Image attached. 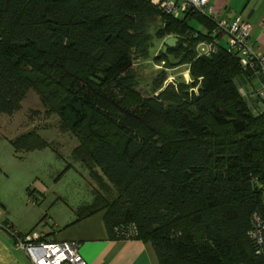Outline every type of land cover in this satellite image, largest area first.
Segmentation results:
<instances>
[{
	"label": "trees",
	"instance_id": "obj_1",
	"mask_svg": "<svg viewBox=\"0 0 264 264\" xmlns=\"http://www.w3.org/2000/svg\"><path fill=\"white\" fill-rule=\"evenodd\" d=\"M158 17L154 37L173 33L178 47L154 61L187 65L190 82L165 85L161 72L144 98L133 54L147 56ZM214 27L148 0H0V114L35 91L98 188L76 221L103 213L109 239L150 243L159 264H264L248 237L253 216L264 220V114L236 87L250 75L239 54L219 44L197 56ZM10 143L16 155L47 146L34 131Z\"/></svg>",
	"mask_w": 264,
	"mask_h": 264
},
{
	"label": "rangeland",
	"instance_id": "obj_2",
	"mask_svg": "<svg viewBox=\"0 0 264 264\" xmlns=\"http://www.w3.org/2000/svg\"><path fill=\"white\" fill-rule=\"evenodd\" d=\"M188 23L196 28L199 22L191 19ZM162 28L163 22L158 17L149 26L148 32L153 38L147 56L133 54L134 90L144 98L153 95L152 84L161 72L168 77L165 85L190 82L187 65L167 68L164 63L154 61L165 42L176 38L173 33L155 38ZM177 47L178 42L167 49V54L173 56ZM58 122L57 116L46 115V109L33 90L27 93L19 111L11 116L0 114V143L6 147V150L0 149V232L9 245L14 243L4 230L9 224L21 235L32 231L61 233L70 230L83 221H76L78 207L91 204L98 189L88 170L72 157L78 146L77 138L61 133ZM32 131L46 142L45 148L16 155L10 142L4 141ZM16 254L21 264H30L22 251Z\"/></svg>",
	"mask_w": 264,
	"mask_h": 264
},
{
	"label": "crops",
	"instance_id": "obj_3",
	"mask_svg": "<svg viewBox=\"0 0 264 264\" xmlns=\"http://www.w3.org/2000/svg\"><path fill=\"white\" fill-rule=\"evenodd\" d=\"M210 4L221 17L230 20L240 17L249 22L251 25L250 44L264 54V0H210ZM196 26V30L203 34L208 33V30L205 31L201 24L197 23ZM225 43L226 38H222L220 44L225 45ZM235 84L251 112L255 116L264 114V99H261L255 92L256 88L264 89V74H257L251 79L246 75L239 76ZM13 140L4 141L7 143ZM0 149L6 150L5 145L0 143ZM6 226L15 229L13 225ZM42 233L55 241L78 242L79 254L87 264H159L150 243L139 240L109 239L103 213L86 218L66 232L56 233L52 230ZM3 237L0 232V264H21L16 254L21 250H16L12 246L13 242L9 245ZM8 241L11 242V240Z\"/></svg>",
	"mask_w": 264,
	"mask_h": 264
},
{
	"label": "built area",
	"instance_id": "obj_4",
	"mask_svg": "<svg viewBox=\"0 0 264 264\" xmlns=\"http://www.w3.org/2000/svg\"><path fill=\"white\" fill-rule=\"evenodd\" d=\"M164 15L180 19L188 14H198L214 24L210 39L196 45L197 56H209L217 52L222 38L225 47L232 54H239L242 70L249 73V79L264 74V54L250 44L251 25L237 17L233 20L221 17L210 0H148ZM197 37V34L194 33ZM264 99V89L255 90ZM5 230L14 239V248L23 251L31 264H87L79 254V243L74 241H55L42 232L32 231L21 235L11 226ZM248 237L255 247L256 255H264V220L254 215ZM131 238V235H126ZM130 240V239H129Z\"/></svg>",
	"mask_w": 264,
	"mask_h": 264
},
{
	"label": "water",
	"instance_id": "obj_5",
	"mask_svg": "<svg viewBox=\"0 0 264 264\" xmlns=\"http://www.w3.org/2000/svg\"><path fill=\"white\" fill-rule=\"evenodd\" d=\"M177 42H178L177 38H169L164 44L163 51L166 52L168 48L174 46V44Z\"/></svg>",
	"mask_w": 264,
	"mask_h": 264
}]
</instances>
